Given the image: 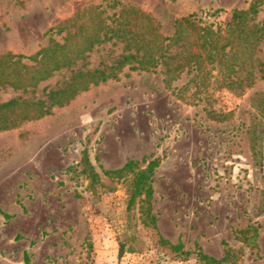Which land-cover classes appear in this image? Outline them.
Instances as JSON below:
<instances>
[{
  "label": "rangeland",
  "instance_id": "rangeland-1",
  "mask_svg": "<svg viewBox=\"0 0 264 264\" xmlns=\"http://www.w3.org/2000/svg\"><path fill=\"white\" fill-rule=\"evenodd\" d=\"M253 4L260 25L264 0H0V57L34 66L76 12L106 24L144 12L172 37L180 18L224 30ZM125 46L105 41L33 87L0 84V106L17 102L0 110V264H209L200 256L227 251L223 264H264V37L249 89L169 81L122 62ZM128 161L156 162L154 225L127 207L132 174H104Z\"/></svg>",
  "mask_w": 264,
  "mask_h": 264
},
{
  "label": "trees",
  "instance_id": "trees-1",
  "mask_svg": "<svg viewBox=\"0 0 264 264\" xmlns=\"http://www.w3.org/2000/svg\"><path fill=\"white\" fill-rule=\"evenodd\" d=\"M257 13L255 4L248 10L232 12L224 30L211 24L204 25L201 20L189 15L174 22L172 37H164L158 32L153 19L144 12H119L117 19L110 24L101 18L103 12H76L73 17L49 30L56 29L57 35L65 33L60 41L62 44L50 40L46 48L29 58L34 66L18 70L16 62L11 61V55L0 57V84L15 90L36 86L52 73L70 66L95 46L116 39L125 42V49L129 52L122 62L133 60L138 68L147 72L161 69L169 81L176 80L186 71L193 73L188 83L195 82L198 86H204L205 81L212 78L228 89H249L254 82V55L260 39L264 37V21L260 25L253 22ZM213 73L216 76H212ZM16 105L17 102L9 101L2 104L0 110H9ZM135 167L136 162L128 161L122 168L104 174L114 178L132 174L127 207L131 209L137 202L140 203L141 215L154 225L151 184L156 162L142 170L135 171ZM90 177L97 179L98 175L92 171ZM257 237L254 231L250 243L254 244ZM231 256V252L227 251L221 260L205 255L200 258L209 264H223Z\"/></svg>",
  "mask_w": 264,
  "mask_h": 264
},
{
  "label": "built area",
  "instance_id": "built-area-1",
  "mask_svg": "<svg viewBox=\"0 0 264 264\" xmlns=\"http://www.w3.org/2000/svg\"><path fill=\"white\" fill-rule=\"evenodd\" d=\"M102 239L104 240V237L103 236H102ZM94 264H107V263H105V262H96Z\"/></svg>",
  "mask_w": 264,
  "mask_h": 264
}]
</instances>
